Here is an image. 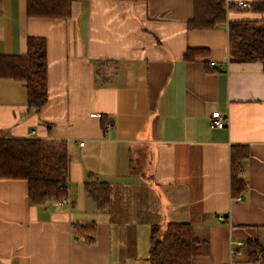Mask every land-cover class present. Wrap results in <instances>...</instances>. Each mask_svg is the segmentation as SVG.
Segmentation results:
<instances>
[{
    "label": "crops",
    "instance_id": "crops-1",
    "mask_svg": "<svg viewBox=\"0 0 264 264\" xmlns=\"http://www.w3.org/2000/svg\"><path fill=\"white\" fill-rule=\"evenodd\" d=\"M72 1V17L51 18L0 0V55L45 40L49 95L29 110L26 83L0 77V137L65 139L70 149L65 200L33 204L26 180L0 179V264H149L152 227L163 234L170 222L208 241L191 264H248L249 239L264 241L263 63L231 59L228 21L191 28L194 0ZM240 1L261 0H227ZM195 48L207 53L188 59ZM215 112L225 128L211 127ZM235 144L250 149L238 197ZM90 176L111 185L108 209L89 195ZM88 222L91 244L73 229Z\"/></svg>",
    "mask_w": 264,
    "mask_h": 264
},
{
    "label": "trees",
    "instance_id": "trees-1",
    "mask_svg": "<svg viewBox=\"0 0 264 264\" xmlns=\"http://www.w3.org/2000/svg\"><path fill=\"white\" fill-rule=\"evenodd\" d=\"M258 13L260 18L229 20V11ZM29 17L70 18L74 13L72 0H26ZM228 21L230 56L235 61H260L264 65V0L246 6L227 0H194V16L189 26L212 29ZM207 53L204 48L190 49L188 59ZM104 62L97 63L102 69ZM97 69V70H98ZM100 73V72H99ZM48 60L46 42L31 37L26 54L0 55V77H9L26 83L28 109L39 110L48 100ZM106 125V124H105ZM250 155L247 145L235 144L231 149V193L241 196L247 189V180L240 166ZM70 149L65 139L28 137H0V179H23L28 182L29 199L43 205L49 200L61 201L70 196ZM89 195L101 210L112 203V187L108 182L89 177L86 182ZM76 234L87 243L95 242L96 222L74 223ZM206 239L195 235L190 222H170L162 228L155 224L151 230L149 264H191L193 256L203 251ZM248 264H264V241L249 239Z\"/></svg>",
    "mask_w": 264,
    "mask_h": 264
},
{
    "label": "built area",
    "instance_id": "built-area-1",
    "mask_svg": "<svg viewBox=\"0 0 264 264\" xmlns=\"http://www.w3.org/2000/svg\"><path fill=\"white\" fill-rule=\"evenodd\" d=\"M238 4L242 6L247 5V3L244 1H240ZM212 64L215 65L216 63L212 62ZM210 124H211V127L213 128H225L228 125V117L221 112H215L212 114L210 118ZM111 126H112V123H107L106 127L107 129H109ZM81 145H84V142H81Z\"/></svg>",
    "mask_w": 264,
    "mask_h": 264
}]
</instances>
